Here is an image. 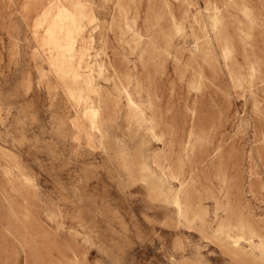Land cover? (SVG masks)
Returning <instances> with one entry per match:
<instances>
[{"label":"rangeland","instance_id":"374dc122","mask_svg":"<svg viewBox=\"0 0 264 264\" xmlns=\"http://www.w3.org/2000/svg\"><path fill=\"white\" fill-rule=\"evenodd\" d=\"M0 1V264H236L212 234L229 210L264 234V0L128 1L135 47L117 0ZM138 159L155 177L182 159L203 224L154 199Z\"/></svg>","mask_w":264,"mask_h":264},{"label":"bare ground","instance_id":"6f19581e","mask_svg":"<svg viewBox=\"0 0 264 264\" xmlns=\"http://www.w3.org/2000/svg\"><path fill=\"white\" fill-rule=\"evenodd\" d=\"M128 1H131V0H125V2H126L125 5H122L121 0L116 1L115 5L117 8V15H118L117 18L118 19H115V18L114 19L117 22L118 28L122 31V33L123 34H126V33L129 34V38H131V41L133 42V45L135 47V46L140 45V43L143 39V33L144 32H141V30L138 29V27L136 25V16L137 15H135V14L132 16L128 15V12H129L128 11L129 6H127ZM0 3H1V1H0ZM5 4H6V2H5ZM165 10H166V13L170 17V22L172 23V27L174 28L175 32L177 33L179 31V27L177 26V23L175 21V17H174L172 10H171V7L168 4H165ZM212 13H213V11H212ZM246 13H247V11H245V14ZM250 14H251V11H250ZM253 16H252V18H253ZM249 19H251V17L248 18V20ZM159 20L160 19L158 17H156L155 19L153 18L154 25L159 27ZM251 20H253V19H251ZM212 22L213 23L211 25H213V29L215 31H218L219 28L221 27V20H220V16L218 15L217 10L215 12V15L213 17ZM252 24L255 25V23H253V22H252ZM210 28H212V27H210ZM247 36H249V35H247ZM171 37L172 36L168 33L166 36V43H170ZM245 39L246 38H244V40ZM99 49H101V48H99ZM95 54H97V53H95ZM232 54H233L232 47L229 44H225V46L223 47V50H222L223 59L226 62H229L231 57H232ZM103 55H104V53H103ZM256 63H258V62H256ZM100 67H101L100 69L102 70V72L107 71L108 66L106 63L102 62L100 64ZM248 69L250 71V77H254V75L256 74L255 65L249 64ZM131 83L133 84L134 88H137V85H138L137 81L132 79V77H129L127 80L126 86H123L121 88V93L125 98L126 107L129 111L130 121L133 122L134 125H135V123L139 124V123L145 122V124H142L145 126H146V123L148 122L151 126L152 125V119L146 117L145 108H143L140 104H138L134 100V93H137V91L133 88V93H131L129 90V85ZM198 88H199V86L197 84L194 83L192 85L193 90L196 91ZM92 92H93L92 93L93 94V103L95 104V106L97 108V112L92 117H93L94 123L96 125L99 141L102 142V140H104L105 137H104V133L102 131L103 119H102V115H101V103H102L101 88L98 87L95 90L92 89ZM94 104L92 106H94ZM148 123H147V125H148ZM136 127L138 128V126H136ZM143 129L145 130V127H143ZM150 129H152V126ZM189 146H190V142H188L187 148L185 147L186 148L185 151L188 150ZM136 154H138V153H136ZM122 156H123L122 157V159H123L125 156L123 154H122ZM138 156L139 155H137L135 157L137 158ZM134 158H133V160L136 159V158L135 159ZM162 159H163V157H162ZM123 162H125V161H123ZM134 162L135 163L132 162L131 164L133 165L135 173L139 176V179L146 184V186L148 187L152 197L154 199L162 200V201H164V203L170 205L172 208V211L174 212L176 219H178V221L185 223V224L186 223L192 224V223H196V222L199 224H203L204 217H205V209H202L199 207V204L201 202L200 201L201 196H200V199L197 198L196 200H198V199L199 200L196 201L192 197V195L190 194L191 192H189L188 185L190 186L191 182L188 183L189 178L186 180V178L183 176L182 159H179L177 161L176 165H170L169 164L167 168H162L163 166H158L157 167L158 171L155 170L156 172H160V176H158V177L151 176L147 170V167L140 160L139 161L136 160ZM161 163H163V162H161ZM163 164H165V162ZM129 165H130V163H129ZM124 167H123V169H124ZM129 169H130V167H129ZM129 169L127 168L128 171H130ZM195 170H196V168H195ZM128 171H126V172H128ZM132 174H133V172H132ZM165 180H166V182L168 181V183L170 184V186L167 185L168 187L174 188V189H172V191L168 192L169 190L166 188V184H164V183H166ZM194 195L197 196L198 194L197 195L194 194ZM227 214H228L227 218L218 224L217 228L215 229L214 233L212 234V238L215 240V242L219 243L220 246H222L228 252V254L231 255V257L234 259V260L233 259L232 260L235 261L236 264H264V234H262L251 221H249L248 219H245L241 215L240 212L229 210ZM227 252H225V253L227 254ZM180 255H181V253H180Z\"/></svg>","mask_w":264,"mask_h":264}]
</instances>
